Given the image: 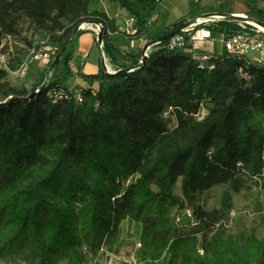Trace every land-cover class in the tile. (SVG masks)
I'll return each instance as SVG.
<instances>
[{
    "label": "trees",
    "instance_id": "1",
    "mask_svg": "<svg viewBox=\"0 0 264 264\" xmlns=\"http://www.w3.org/2000/svg\"><path fill=\"white\" fill-rule=\"evenodd\" d=\"M111 1L135 18L137 31L128 37L142 38L163 0ZM91 4L0 0V51L23 23L57 53L76 27L95 21L116 71L138 65L141 50H123L127 34L117 19ZM245 5L264 22L263 9ZM218 27L211 29L224 39L244 31L223 22ZM171 39L151 46L141 67L117 73L102 67L73 74L74 45L68 44L62 76L50 77L31 100L20 97L40 87L45 74L29 90L13 85L0 68V257L25 253L36 264H80L84 248L118 252L128 220L142 224L139 264H264V238L234 240L224 225L233 193L250 190L252 179L264 189V64L247 65L225 52L209 68L194 58L188 38L180 45ZM22 61L14 56L10 69ZM76 77L89 83L78 89L82 101L72 89ZM58 90L66 96L50 94ZM179 179L181 198L174 194ZM225 185L219 208L196 203L200 193ZM183 200L195 223L180 226L172 213Z\"/></svg>",
    "mask_w": 264,
    "mask_h": 264
},
{
    "label": "rangeland",
    "instance_id": "2",
    "mask_svg": "<svg viewBox=\"0 0 264 264\" xmlns=\"http://www.w3.org/2000/svg\"><path fill=\"white\" fill-rule=\"evenodd\" d=\"M245 2L264 10V0H245ZM245 2L242 0H163L160 13L155 18V25L151 33L142 38H133L128 37L130 35H126V42H124L127 44L126 49L121 48L125 51H135L136 49H140L141 61L144 46L152 41L150 38L162 31L168 23H172L187 15L184 22L195 20V23L189 26L186 31H182V35L177 34L172 37L170 41L171 45H180L186 41V38H188L190 48L193 50L192 52L194 54H215L214 52L207 51L205 48L208 44L207 42L211 43L216 49L218 46L224 48V33L218 31L219 29L217 32H213L211 29L218 27L220 22H223L226 27H239L243 30L260 28L253 20L246 22L245 20H235L226 17V14H234V12H241L244 13L245 16L252 17L249 13L248 7L246 5L245 7L240 5V3L245 4ZM90 9L107 12L111 17L119 19L121 22L119 23V26L126 24L131 16L130 15L125 21L122 20L124 18L123 13L121 12L122 8L111 0H92ZM190 11H192V13H190ZM82 26L83 27L73 35L69 42V47L78 43L79 40H84V33L89 32L85 30L93 28L96 39L94 45L97 51V60L94 62L92 59H89L87 62L96 66L97 70L93 73H97L102 67H104L103 54H105L107 67L111 71H116L117 67L111 61L110 56L105 52L104 45L102 44V46H100L97 39L100 28H98L96 24L88 22L83 23ZM21 28L20 34L16 36H8L4 40L3 46L4 50H6L4 52L8 53L11 59L14 56H18L24 61L28 58L31 46H37L38 49L43 48L47 45V40L29 23H23ZM198 30H209L211 32V37L193 38V36H197ZM260 31L261 37L264 39V29L260 28ZM28 41H30L32 45H30ZM149 51H147V53H149ZM262 51V54L264 55V50ZM57 53H55L51 59L54 60ZM65 56L66 51L63 53L59 64H57L51 72V78H59L62 76ZM30 63L28 74L24 77H21L16 73H8V79L13 85L26 87L31 90L44 74L46 77V72L50 67L48 63L41 64L40 61L37 60H33ZM81 88L82 87L79 86L77 87V90ZM35 90H39V87ZM206 113L207 110L203 108L199 113V116H204ZM260 184L261 181H258V179H252L250 190L233 193L234 207L225 222L227 235L234 240H242L248 236H255L257 239L264 238V189L261 188ZM227 189H229V185L215 186L210 190L200 193L196 203L206 208V210L219 208L221 206L223 193ZM174 194L180 198L182 196L180 179L174 189ZM184 203L185 205L183 208L177 207L173 209L172 213L174 222L180 226L191 222V217L187 215L186 209H193V207L186 201H184ZM141 231L142 224L140 222L124 220L122 222V235L119 244V251L112 253L107 247H103L96 252H89L88 249L84 248V254L80 264H128L127 261L129 260L137 261L139 263L142 262L141 247L138 246ZM0 264H36V261L29 259L25 253H20L12 256L0 257ZM57 264H68V261L66 259L61 260Z\"/></svg>",
    "mask_w": 264,
    "mask_h": 264
},
{
    "label": "built area",
    "instance_id": "3",
    "mask_svg": "<svg viewBox=\"0 0 264 264\" xmlns=\"http://www.w3.org/2000/svg\"><path fill=\"white\" fill-rule=\"evenodd\" d=\"M97 25V24H96ZM101 29L102 25L99 23L97 25ZM188 28V27H187ZM186 28V29H187ZM186 29L184 31H186ZM119 31L126 33L127 35H134L137 31L135 25V18L130 16L128 22L123 26H119ZM260 28L253 30H244L242 32H237L229 36L227 39L223 40V47L226 52L231 54L239 61L245 62L247 65L251 63L264 64V55L262 50H264V39L261 37ZM202 34V35H201ZM209 38L211 37V32L209 30H198L197 36L193 38ZM57 48L52 45H45L43 48L38 49L37 46H32L28 58H26L18 66L16 70L10 69L11 58L8 53L0 51V68L5 69L9 72L16 73L21 77L28 74L30 68V62L33 60L40 61V63L47 64L52 56L55 54ZM218 54H194V58L199 61L202 66H208L209 68H214V63L210 61L213 56ZM31 58V59H30ZM108 71L112 72L109 68ZM76 99L82 101V95L78 90H75ZM55 98L64 97L65 93L62 90L50 92ZM66 96V95H65ZM203 116H200L202 118ZM186 213L191 217V222L195 223L194 219V210L192 208H187ZM226 226V222H224ZM138 246L141 247V242L138 243ZM128 264H139L137 261L129 260Z\"/></svg>",
    "mask_w": 264,
    "mask_h": 264
},
{
    "label": "crops",
    "instance_id": "4",
    "mask_svg": "<svg viewBox=\"0 0 264 264\" xmlns=\"http://www.w3.org/2000/svg\"><path fill=\"white\" fill-rule=\"evenodd\" d=\"M240 5L245 7V4L240 3ZM121 12L124 15V18L122 20H126L130 14L124 10L121 9ZM241 12H234V14H240ZM127 15V17H126ZM121 20V21H122ZM117 23H121L119 19H117ZM85 31H89L87 33H84V40H79L78 43L74 44L73 46V52L71 55V59L69 62V66L71 68V71L73 74H76L77 72L81 71L85 74H92L95 70H97L96 66L93 64H90L87 62V60L92 59L94 62H96L97 60V51L95 49V45L94 43L96 42L95 39V31L93 30V28H89ZM207 46H206V50L209 52H214L215 54H222L225 53L226 51L224 50V48L218 46L217 49L212 46L211 43L207 42ZM126 43H121L120 46L123 49H126ZM151 48L148 49V51ZM148 54V53H147ZM105 56V54H104ZM106 57V56H105ZM107 60V58H106ZM108 61V60H107ZM109 63V61H108ZM44 64V63H41ZM88 87L89 83L87 81H85L84 79L80 78V77H76L72 80V88L73 89H77V87ZM97 83L94 84V87H97Z\"/></svg>",
    "mask_w": 264,
    "mask_h": 264
},
{
    "label": "water",
    "instance_id": "5",
    "mask_svg": "<svg viewBox=\"0 0 264 264\" xmlns=\"http://www.w3.org/2000/svg\"><path fill=\"white\" fill-rule=\"evenodd\" d=\"M226 17L231 18V19H235V20H245L246 22L253 20L255 23H258V24H260L261 26L264 27V22L259 21V20L255 19L253 17L242 16V15H239V14H226ZM87 22L88 23H91V24H97V25L99 24L98 22H95V21H87ZM193 23H195V20H191L189 22H182L178 26H175V27H172L171 29H169L168 32L165 33L160 38L155 39V40H152L148 44H146L144 46V48H143L142 60L136 66L110 72V71H108V67H107V64H106V61H105V56L103 54V64H104V68L106 69V71L108 73H117V72H122V71L123 72H129V71H132V70H134V69H136L138 67H141L145 63L146 57L148 56L147 51H148V49L151 46H153L154 44H157V43H161V42H163V41H165L167 39H170V38L176 36L180 32L184 31L187 27L193 25ZM82 25H83V23L80 24L78 27H76L73 30V32L70 34V36L65 41L64 45L58 50V53H57L56 57L54 58L52 64L50 65L48 71L46 72V81L39 87V90H34L28 96H26V97H20V99H23V100L35 99V98H37L39 96V94L41 93V91H43L47 87L48 80H49V77H50L51 72L53 71V69L55 68V66L60 62V60L62 58V55L65 52V50H66L69 42L71 41L73 35L79 29H81L83 27ZM97 39H98V41L100 43V46H102V43H103V27H101ZM11 98H13V96Z\"/></svg>",
    "mask_w": 264,
    "mask_h": 264
},
{
    "label": "bare ground",
    "instance_id": "6",
    "mask_svg": "<svg viewBox=\"0 0 264 264\" xmlns=\"http://www.w3.org/2000/svg\"><path fill=\"white\" fill-rule=\"evenodd\" d=\"M239 15H242V16H245V14L244 13H240ZM257 26H259L260 28H263L264 29V27L263 26H261L260 24H258V23H255Z\"/></svg>",
    "mask_w": 264,
    "mask_h": 264
}]
</instances>
